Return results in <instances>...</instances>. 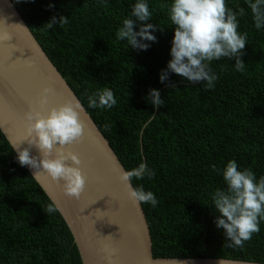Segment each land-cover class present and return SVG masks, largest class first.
Segmentation results:
<instances>
[{
	"label": "trees",
	"instance_id": "obj_1",
	"mask_svg": "<svg viewBox=\"0 0 264 264\" xmlns=\"http://www.w3.org/2000/svg\"><path fill=\"white\" fill-rule=\"evenodd\" d=\"M12 1L125 168L145 162L155 172L152 179L132 180L158 200L156 207L142 203L155 257L264 264V220L251 240L232 246L214 224L209 195L225 187L218 169L230 160L264 176V28L257 29L246 0H226L238 14V31L247 34L245 71H236L235 58L213 61L218 79L212 89L174 73L160 82L171 59V0H148L158 39L147 51L116 37L135 0ZM61 16L67 23L47 28ZM103 88L117 104L89 107L88 96ZM152 88L165 101L159 109L147 100ZM51 203L0 129V264H83L65 217L58 209L46 212Z\"/></svg>",
	"mask_w": 264,
	"mask_h": 264
},
{
	"label": "clouds",
	"instance_id": "obj_2",
	"mask_svg": "<svg viewBox=\"0 0 264 264\" xmlns=\"http://www.w3.org/2000/svg\"><path fill=\"white\" fill-rule=\"evenodd\" d=\"M251 8L257 29L264 28V0H246ZM54 7V5H51ZM240 15H243L241 9ZM153 13L148 0H135L131 5L128 18L123 19L116 37L126 41L129 48L147 51L151 42H156L158 30L151 23ZM168 17L174 26V36L170 50L171 59L160 73V82L165 83L171 74H177L190 82H202L206 89H212L218 76L211 63L223 57L235 58L236 71H245L242 59L247 44V34L238 31V14L226 7V0H171ZM57 23H67V17H53L47 22L52 29ZM139 26V30L136 28ZM10 39V37H0ZM52 89L45 87L39 103L43 107L48 102ZM147 100L159 109L165 101L158 89H150ZM117 99L111 89L103 88L88 96L91 108L111 109ZM81 104L79 101L52 107L47 113L29 111L27 135L30 145H36L43 153L44 159L38 162L28 148L20 149L13 144L17 160L22 165L39 170L41 167L53 180L63 181L66 194L79 197L86 185V177L80 167V156L72 151L65 152V146L83 136L84 128L80 119ZM155 118V114L141 127V134ZM59 145V146H57ZM71 161L72 163H68ZM225 187L211 192L210 203L214 206L216 216L214 224L222 229L225 238L232 246H243L251 240L254 233L260 231L264 220V176L257 178L250 168H241L236 160H230L222 169ZM37 173V172H36ZM34 173V175L36 174ZM152 179L155 172L142 162L131 170L123 172L122 180L129 186L131 196L141 203H150L156 207L158 200L152 191L143 186L132 187L133 178ZM57 211L55 202L46 208L48 214Z\"/></svg>",
	"mask_w": 264,
	"mask_h": 264
},
{
	"label": "water",
	"instance_id": "obj_3",
	"mask_svg": "<svg viewBox=\"0 0 264 264\" xmlns=\"http://www.w3.org/2000/svg\"><path fill=\"white\" fill-rule=\"evenodd\" d=\"M0 37H10L0 39V129L12 147L15 144L20 149L28 148L42 162L41 150L25 140L26 114H46L52 107L75 101L82 106L83 136L65 146V152H75L81 159L78 167L86 177L81 195L66 194L63 181L53 180L42 167L25 168L65 217L83 264H262L213 258H156L143 205L131 196L129 186L122 180L127 169L12 0H0ZM45 87L52 92L42 107L39 100Z\"/></svg>",
	"mask_w": 264,
	"mask_h": 264
}]
</instances>
